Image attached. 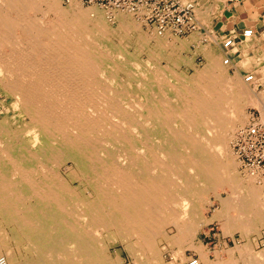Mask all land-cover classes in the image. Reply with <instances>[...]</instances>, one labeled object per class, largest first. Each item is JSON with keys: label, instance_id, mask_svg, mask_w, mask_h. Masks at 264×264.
I'll return each mask as SVG.
<instances>
[{"label": "bare ground", "instance_id": "obj_1", "mask_svg": "<svg viewBox=\"0 0 264 264\" xmlns=\"http://www.w3.org/2000/svg\"><path fill=\"white\" fill-rule=\"evenodd\" d=\"M61 2L0 0V228L35 255H3L0 244L3 263L117 264L103 254L123 231L125 248L135 244L136 264H145L143 249L156 260L169 224L168 239L206 260L191 230L207 190L223 185L233 201L211 216L222 230L247 235L257 218L264 226V187L240 176L228 148L230 132L249 122L251 100L264 122V85L228 77L222 44L205 52L195 79L151 70L108 43L95 5ZM127 17L119 27L138 30ZM233 207L241 219L230 217Z\"/></svg>", "mask_w": 264, "mask_h": 264}, {"label": "rangeland", "instance_id": "obj_2", "mask_svg": "<svg viewBox=\"0 0 264 264\" xmlns=\"http://www.w3.org/2000/svg\"><path fill=\"white\" fill-rule=\"evenodd\" d=\"M72 1L74 0H71L70 2ZM75 1L78 2L83 8L94 7L93 5L82 4L78 0H75ZM194 2H195V7H196L195 8L196 18L198 20L199 28L198 30H195L184 36H177L169 32H165L163 34L158 35L155 32L151 31L150 29L146 28L144 23L131 13L124 12V11H117V13L114 12L113 14L108 15L107 12H105L101 8L97 6L95 7L100 12L103 13L105 20L108 22L107 39H108V43L111 46L121 48L122 52L124 51V53H127L128 56L131 55L135 57L138 61L142 62V64L143 63L146 64L147 68H151V70H154L159 67L161 69H168L172 71L173 74L176 76L178 75V76L186 77L188 79H195L196 73L200 69H202L203 66L207 63L205 52H209L208 51L209 49L218 50L219 45L222 44L221 46H224V41L226 39L218 38L215 35L211 34L210 23H209L210 18L206 16L204 12L206 13V7H210L213 4V2L211 0H194ZM60 4L62 7H68L67 5L69 4V2L65 3L64 0H62ZM38 14H39L38 16H40L39 17L40 19L43 18L41 11ZM49 14L48 16H46V20L51 21V18H54V15H52L51 13ZM121 16H126V17L128 16L127 18L134 21L136 25L138 24L137 25L138 30L136 29L137 31L136 30L127 31L119 27V24H118L120 20L119 17ZM203 29H206V30H203ZM140 35L143 37L148 36L149 38L153 35H158V36H162L163 39L164 38H167V39L165 41L161 39L162 41H159L160 43L156 42V40L153 38L149 39L147 42H143ZM192 36H195L196 39L190 42L186 49L181 50L176 46V44H178L179 41H185V40L189 41L190 37ZM211 37H216V39H218L217 40L218 43L212 42ZM176 40H179V41H176ZM172 44H175V45H172ZM224 48L228 49V47H224ZM224 59L228 60L227 63H223V66L226 68V75L229 74L228 77H232V76L234 77L236 73L238 74L240 73L238 76L240 77V79L244 80V78L250 75V76H253V78L246 81L247 83H252L256 81V87L264 85V65H263V68L259 67L257 68L258 69L257 71H253L254 73L250 72V73L244 74L242 71L239 70L237 66L239 63L237 64L236 61H234V58L232 57L230 52L228 53L227 56L223 55V57H221L220 59V62ZM146 61H150V62H146ZM233 67H236V69L234 70ZM236 70H238L239 72ZM241 74L243 76H241ZM119 79L124 80L122 76H120ZM256 89L257 91H260L259 88H256ZM254 97H256V99L254 100L259 99L258 95L256 96L254 95ZM250 102H252V100ZM249 103H247L248 105L246 104L245 106L246 113L250 115H252L251 112L260 113V109L257 103H255L254 101H253L254 104L253 103L249 104ZM246 125L247 123L244 124V127ZM237 131L230 132L231 133L230 135L231 136L233 135V136L229 140L228 148H230L229 150H230L231 155L234 157V159H236V162H237L236 170L238 171L240 176L244 178L246 172L245 170H242L240 168V161L235 151L233 150V143H234V139L236 137ZM62 169H64V167ZM244 181L245 180H240V182H244ZM252 184L257 187H261V186L264 187V184L259 183L257 180H254ZM217 195L220 196L219 200H218ZM230 195L231 194H230L229 185H223L217 188L216 190H213V189L207 190V193L204 196L206 199L204 201L206 202H203V204L199 207L198 214L196 217L197 221L196 223H194L193 229L191 230V235L193 236L194 244L198 247L200 246V248L204 250V252H202V256L207 258L208 253H209V248L211 245L209 242L213 240V234L217 235L221 233L224 237L231 238L235 241V246L234 247L228 246L226 253L227 251L231 253L235 250V248L240 247L239 241L240 239H242L244 241L246 240L247 244L248 243L252 244L253 250L255 252L254 254H257L259 258L260 257L264 258L262 251L260 252L261 248L257 247V239L259 236H261L262 233H264V226H261V222L259 218H257L256 220L254 219V225H255L254 228H257V229L252 230L247 235L245 234L242 235L240 231H237V230H234L232 232L223 231L220 225V221L217 218L211 217L216 213V211L217 213L222 211L220 209L222 207V203H225L226 201L227 202L229 201L228 203H230L233 201V198ZM227 212H230V217L232 219L234 218L238 220V219H241L240 217H242L239 214L240 211H238L234 207L228 209ZM163 231L165 232V235L167 238L158 239L155 244L156 252H157L156 253L157 259L156 260L151 259V254L149 253V251L146 249H143V253L144 252L145 253L143 254V257L141 258V260L144 261L145 264H182L184 263L187 258L186 256H188V254H191L195 250L187 248L185 245V240H182L179 243H175L172 239H168L170 236H172L176 232V228L173 224L167 225L165 229H163ZM124 235L125 233L123 231L118 232L117 234L113 233L111 235L112 236L111 238L113 239L107 240L106 250L104 251V254H103V257L105 260L109 261L110 263L114 262L117 264L118 263L119 264H136V261H140L139 260L140 257L139 255H137L138 252L133 250L135 244L133 245V249L125 248V244H127V242H129L130 244V233L125 235L128 237L129 241L122 240ZM187 239L191 240V237L187 236ZM7 240H8L7 232L0 228V244L2 246L7 245V247L1 248V252L3 255H5L6 252H10L11 255L14 257L18 255H22L23 257H26V256L35 257L33 251H25V250H28L26 248L24 249L23 247V246H26L27 244L26 240H23L20 242H17L13 239H10L8 241ZM133 240H135V238H133ZM230 245H232L231 241H230ZM149 260H151V262L147 263L149 262ZM207 261H209L208 263L210 264V259L207 258ZM238 261H240V258H238L236 262ZM244 264H253V263L245 261Z\"/></svg>", "mask_w": 264, "mask_h": 264}, {"label": "built area", "instance_id": "obj_3", "mask_svg": "<svg viewBox=\"0 0 264 264\" xmlns=\"http://www.w3.org/2000/svg\"><path fill=\"white\" fill-rule=\"evenodd\" d=\"M69 2L71 0H64ZM82 4L95 5L108 15L124 11L135 15L146 28L160 35L165 32L184 36L197 30V18L194 0H78ZM111 18V17H110ZM251 29L243 31L249 36ZM233 43L231 38L224 41L225 47ZM227 63V61H226ZM249 123L236 133L233 143L240 168L256 176L258 182L264 184V122L260 113L251 112ZM264 246V233L257 239V247ZM3 263V258H0ZM5 264V263H3ZM183 264H201L195 253L188 254Z\"/></svg>", "mask_w": 264, "mask_h": 264}, {"label": "crops", "instance_id": "obj_4", "mask_svg": "<svg viewBox=\"0 0 264 264\" xmlns=\"http://www.w3.org/2000/svg\"><path fill=\"white\" fill-rule=\"evenodd\" d=\"M213 4L206 8V16L210 18L211 34L218 38H231L233 43L228 47L238 68L244 74L257 71L264 65V0H211ZM205 11V10H204ZM251 29L249 36H244L243 31ZM206 30V29H203ZM235 70L236 68L233 67ZM260 71V70H259ZM230 241L232 245H230ZM210 248L207 258L210 264H264V258L255 255L253 246L240 239V247L233 252L226 253L229 247L235 246V241L220 234H213L209 242ZM264 250V246L260 251ZM198 257L199 254L193 251ZM263 256H264V252ZM217 256V257H216ZM240 258V261L236 262ZM206 259V257H205ZM233 259V260H232ZM209 261L203 260L201 264ZM183 264V263H182ZM209 264V263H208Z\"/></svg>", "mask_w": 264, "mask_h": 264}]
</instances>
